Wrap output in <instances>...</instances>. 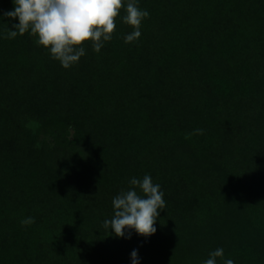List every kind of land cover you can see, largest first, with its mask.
<instances>
[{"label": "trees", "instance_id": "1", "mask_svg": "<svg viewBox=\"0 0 264 264\" xmlns=\"http://www.w3.org/2000/svg\"><path fill=\"white\" fill-rule=\"evenodd\" d=\"M137 4V41L122 8L68 69L0 20V264H264V0ZM145 175L157 231L116 237L112 201Z\"/></svg>", "mask_w": 264, "mask_h": 264}, {"label": "clouds", "instance_id": "2", "mask_svg": "<svg viewBox=\"0 0 264 264\" xmlns=\"http://www.w3.org/2000/svg\"><path fill=\"white\" fill-rule=\"evenodd\" d=\"M13 4L14 10L4 12L0 20L18 18L19 22L12 24L11 29L8 27L5 38L15 39L17 35L30 33L65 69L85 55L83 45L88 41L92 42L95 52H100L105 42L112 39L122 8L126 12L123 22L132 28L124 37L125 43L138 40L142 21L149 16L147 10L139 8L137 0H128L126 6L123 0H13ZM201 134L203 129H195L189 135ZM129 183L132 187L114 197V214L103 222V227L111 229L119 238L125 236V229H134L137 234L149 237L157 231L154 225L159 211L166 208L164 193L149 175L142 179L133 177ZM34 222L33 217L21 220L22 225ZM223 257V248H216L209 252L204 264H217V258ZM131 258L132 264H139L136 250L132 251ZM224 264L234 262L227 259Z\"/></svg>", "mask_w": 264, "mask_h": 264}]
</instances>
